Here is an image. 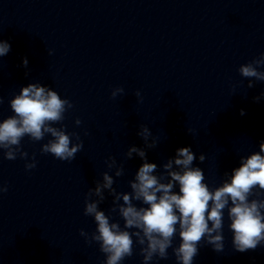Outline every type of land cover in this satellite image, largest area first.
Masks as SVG:
<instances>
[{"label": "clouds", "instance_id": "9594fccd", "mask_svg": "<svg viewBox=\"0 0 264 264\" xmlns=\"http://www.w3.org/2000/svg\"><path fill=\"white\" fill-rule=\"evenodd\" d=\"M10 49L7 41L0 40V57L6 56ZM22 64L27 67V58ZM262 66L264 53L240 65L238 72L248 78L247 88L255 86L254 80L264 82V71L259 70ZM135 94L140 95L139 91ZM123 95V87L111 92L113 98ZM262 98L264 92L254 100L259 102ZM9 104L13 114L0 121V150L4 159L13 161L19 157L28 161L29 154L21 143L25 136L32 142L50 136L40 151L60 161L71 162L83 149L80 135L67 133L62 124L65 113L74 105L62 99L57 91L39 82L30 83L22 87ZM240 114H245L243 109ZM56 124L61 126H53ZM75 124L79 126L81 120L77 118ZM137 135L144 140V148L133 145L125 153L126 160L135 154L143 161L134 178L128 181L130 191L118 192L113 187V175L105 171L102 179L85 194L83 214L93 218L96 228L91 233L81 229L80 236L88 244L99 245V251L105 256L104 264H122L134 255L136 246L142 264H150L154 259L167 260L170 248L176 264H193L201 246L210 245L214 252L222 253L225 250V210L230 221L232 248L236 252L264 247V198H261L264 197V141L259 144V151L241 157L240 166L232 169L231 174L225 173L226 179L220 186L210 188L205 183L204 171L194 166L197 156L190 146L178 148L174 157L158 167L148 162L146 155V149L157 147L158 139L153 138L147 126H140ZM198 159L203 163L206 157L201 153ZM105 163L109 170L115 169V177L125 174L124 164H117L115 157L109 156ZM36 164L33 153L25 169H34ZM7 191V185L0 184V194ZM105 191L112 197L109 214L99 207L106 200ZM111 213H116L123 225L114 221ZM177 236L179 244L174 245Z\"/></svg>", "mask_w": 264, "mask_h": 264}]
</instances>
